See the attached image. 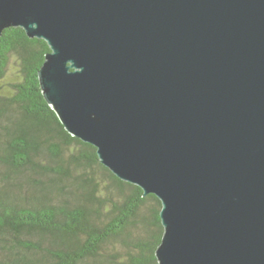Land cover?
<instances>
[{
	"label": "water",
	"instance_id": "95a60500",
	"mask_svg": "<svg viewBox=\"0 0 264 264\" xmlns=\"http://www.w3.org/2000/svg\"><path fill=\"white\" fill-rule=\"evenodd\" d=\"M65 129L161 201L158 264H264V0H0Z\"/></svg>",
	"mask_w": 264,
	"mask_h": 264
},
{
	"label": "trees",
	"instance_id": "16d2710c",
	"mask_svg": "<svg viewBox=\"0 0 264 264\" xmlns=\"http://www.w3.org/2000/svg\"><path fill=\"white\" fill-rule=\"evenodd\" d=\"M49 50L0 35V264H158L160 199L65 129L38 80Z\"/></svg>",
	"mask_w": 264,
	"mask_h": 264
}]
</instances>
